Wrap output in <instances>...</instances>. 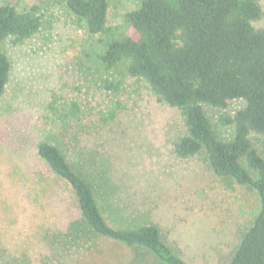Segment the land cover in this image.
<instances>
[{"label":"rangeland","instance_id":"rangeland-1","mask_svg":"<svg viewBox=\"0 0 264 264\" xmlns=\"http://www.w3.org/2000/svg\"><path fill=\"white\" fill-rule=\"evenodd\" d=\"M4 4L18 11L38 6L42 27L22 44L5 43L11 72L0 99V264H153L148 254L113 240L60 235L78 214L37 157L42 142L57 145L101 190L116 193L113 209L102 203L109 224L146 220L187 264H226L257 210L255 193L217 177L203 156L177 159L172 144L183 132L180 113L143 82L126 78L115 95L102 89L106 73L84 61L85 23L65 0ZM138 6L137 0H108V26ZM261 8L255 27L264 26V3ZM115 100L121 104L115 120L99 123L98 113ZM71 101L79 118L55 124V110ZM241 106L235 102L230 112ZM204 111L217 135L229 138L231 129L217 123L221 112ZM256 144L264 156V138ZM117 206L125 209L118 213Z\"/></svg>","mask_w":264,"mask_h":264},{"label":"trees","instance_id":"trees-1","mask_svg":"<svg viewBox=\"0 0 264 264\" xmlns=\"http://www.w3.org/2000/svg\"><path fill=\"white\" fill-rule=\"evenodd\" d=\"M137 1L138 8L111 27L108 0H65L67 9L85 23L83 59L106 73L100 80L104 91L115 95L126 78L134 79L179 111L183 132L172 144L177 159L203 156L217 177L255 193L257 210L226 264H264V156L256 144L264 138V26L254 25L262 18L264 0ZM41 27L38 6L24 11L0 6V99L11 72L6 41L22 44ZM238 101L242 106L231 113ZM205 106L221 112L217 123L231 129L229 138L217 135ZM120 109L115 100L98 113L99 123L113 122ZM55 111L54 122L60 126L81 113L75 101ZM37 157L69 192L77 210L61 236L94 235L142 251L153 264H187L157 225L146 220L109 224L102 203L113 209L116 193L101 190L96 178L83 165L75 168L57 145L40 143ZM119 208L118 213L125 209Z\"/></svg>","mask_w":264,"mask_h":264}]
</instances>
